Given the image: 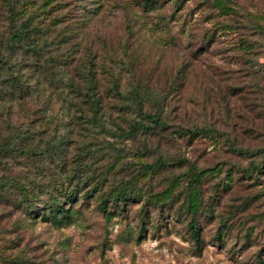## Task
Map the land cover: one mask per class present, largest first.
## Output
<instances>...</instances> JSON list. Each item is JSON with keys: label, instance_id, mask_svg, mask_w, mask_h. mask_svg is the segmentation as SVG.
Masks as SVG:
<instances>
[{"label": "rangeland", "instance_id": "1", "mask_svg": "<svg viewBox=\"0 0 264 264\" xmlns=\"http://www.w3.org/2000/svg\"><path fill=\"white\" fill-rule=\"evenodd\" d=\"M5 143L0 264H264V0H0Z\"/></svg>", "mask_w": 264, "mask_h": 264}, {"label": "trees", "instance_id": "2", "mask_svg": "<svg viewBox=\"0 0 264 264\" xmlns=\"http://www.w3.org/2000/svg\"><path fill=\"white\" fill-rule=\"evenodd\" d=\"M148 1H153V0H148ZM14 16V15H13ZM28 23H25L22 25L23 28H27ZM26 35H24V33H22V31H18L17 33L12 35V42L13 44H15L16 42H23L26 40ZM90 78H93V75L91 74ZM86 95L91 99V103H96L97 102V98H96V91H95V87L94 86H89ZM138 114L142 119H148L151 124H146L143 120H139L134 122L133 124L130 125L129 129L124 130L123 129V134L127 137H131L133 135H135L141 128L144 129H155L158 127H165L167 126L166 121L164 120V118L160 115V113L155 112H147L144 111L142 103L140 102V104L138 105ZM189 133H202V132H208L210 130L209 127H195V128H187ZM7 144V145H6ZM9 143H5V145L3 147L0 148V153L1 152H5L8 151V146ZM49 146V143H47V146ZM5 150V151H4ZM25 153H27L28 156H39L41 155L45 149L44 148H25ZM166 160L164 159H158L156 161L150 162V163H146L142 166L141 171L142 172H149V171H153L157 168L162 167L163 165L166 164ZM193 181H196L197 179V174L193 173L191 176ZM128 195V191L125 189H121L120 191H118V193L114 196L116 199L121 200L124 199L126 196ZM103 204L105 205L104 210H106L107 208V200H103ZM190 228H191V232L192 235L194 236V239L196 241V244L199 245L201 243V236H200V229L196 223V220L194 217H192V219L190 220Z\"/></svg>", "mask_w": 264, "mask_h": 264}]
</instances>
